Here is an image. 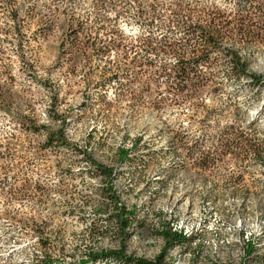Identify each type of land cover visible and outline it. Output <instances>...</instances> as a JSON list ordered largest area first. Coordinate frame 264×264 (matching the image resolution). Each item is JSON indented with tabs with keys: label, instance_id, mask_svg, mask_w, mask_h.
Here are the masks:
<instances>
[{
	"label": "rangeland",
	"instance_id": "374dc122",
	"mask_svg": "<svg viewBox=\"0 0 264 264\" xmlns=\"http://www.w3.org/2000/svg\"><path fill=\"white\" fill-rule=\"evenodd\" d=\"M184 1L0 0V264H121L88 262L90 251L115 250L155 261L165 230L193 237L168 249L164 264H264V22L241 14L244 0ZM180 8L191 23L223 30L205 69L213 81L197 94L172 96L153 67L102 100L85 60L70 69V17L88 33L105 38L114 26L138 44L142 33L180 39L171 14ZM50 9L55 25L41 29ZM232 52L260 85L232 75ZM90 55L99 70L110 66ZM61 129L67 144L48 145V133ZM204 156L213 163L201 167ZM116 205L135 208L125 238L112 218Z\"/></svg>",
	"mask_w": 264,
	"mask_h": 264
},
{
	"label": "trees",
	"instance_id": "16d2710c",
	"mask_svg": "<svg viewBox=\"0 0 264 264\" xmlns=\"http://www.w3.org/2000/svg\"><path fill=\"white\" fill-rule=\"evenodd\" d=\"M244 1L248 3V6H246L244 10H240V12H242L241 14H246V18L250 17L249 15L260 16L261 22H264L262 19L264 18V2L260 3L262 0ZM193 3H196V1H192L191 4ZM32 10H36V6H33ZM54 10L55 9H50V12L46 13L47 16L52 17L47 19L48 24L42 26L41 29L55 25L56 11ZM156 13V8L151 5V21L153 23L156 22ZM12 14L13 21L17 28L19 22L17 10H13ZM171 14L177 18V21L181 23L184 29L180 39H173L167 35H145L142 33L135 39V41H138V44H133L129 41L131 37L133 38L132 35L125 36L120 29L114 26L110 27V34L105 38L100 36V31L98 29L95 31L90 30L88 33V25L80 22L75 23V19L70 17L68 23V38L71 39V42L67 49L71 62L70 69L73 72L77 71L79 63L85 60V63L89 66V72L92 71L99 77L96 86L98 88L97 98L102 100H106L109 88L111 89L114 87L117 94L125 93V90L130 86V82L143 74V69L146 71L148 68L153 67L157 68L156 70L160 73V77L166 78L165 85L168 87L169 92L170 90L174 92L171 93L172 96H180L185 92H191L193 95L197 94L202 88L213 81L211 76L206 73L205 69L211 64L210 59L212 54L220 53L218 42L223 36V30L220 28L219 23L214 25L212 23H206L209 29L191 23L192 17L185 12V8H180L179 11L172 10ZM140 16H143L142 11ZM173 21L174 20L169 21V26L175 24ZM254 24L257 25L258 23L256 22ZM95 27L96 26H93L91 29ZM97 28L102 29L103 26ZM19 32L20 30L18 29L17 33L19 34ZM91 51L99 52L101 61L105 59L109 60L110 66L106 67L105 65L102 68L103 70H99L101 65L94 67L93 61L95 59L90 55ZM62 52H64V50H62ZM112 56L114 57L113 59H111ZM162 57H172L175 59V63H168L165 60L159 62ZM231 58L233 60V76H250L254 85L261 84L263 78L249 71L245 59L240 57L236 52L231 53ZM92 72H90V74H92ZM129 78H132V80L130 81ZM22 124L33 126L35 131L44 129L43 125L37 126L35 123L22 121ZM46 143L50 146H59L60 144L66 145L67 141L64 139L62 129L56 132H49ZM131 157V149L128 151L122 150L119 159L122 163L130 160ZM213 160L214 159L208 158V156H204L201 159L200 166L207 167L213 163ZM97 171L106 177H112L113 175V172L105 167L97 166ZM106 191L109 195H112L113 201L118 200L115 196L114 188L109 187ZM116 208V212L112 215V218L117 223L119 230L122 232V236L125 238L129 235L128 228L134 226L133 218H135V208L127 210L124 206L119 205H116ZM162 235L166 239L165 250L161 252L155 261L137 259L115 250L101 253L90 251L88 253V262L96 263L98 261L106 262L113 260L121 264H164L165 255L167 254L166 251L168 249L172 248L174 245H183L193 237L187 235V233L182 230H165ZM253 250V244L248 243V248L246 250V256L248 258ZM45 264L52 263L46 262ZM83 264H87V262Z\"/></svg>",
	"mask_w": 264,
	"mask_h": 264
}]
</instances>
